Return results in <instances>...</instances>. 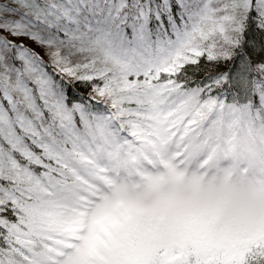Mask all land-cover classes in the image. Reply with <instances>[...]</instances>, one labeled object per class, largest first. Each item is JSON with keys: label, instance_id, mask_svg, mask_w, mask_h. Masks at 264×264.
<instances>
[{"label": "snow or ice", "instance_id": "obj_1", "mask_svg": "<svg viewBox=\"0 0 264 264\" xmlns=\"http://www.w3.org/2000/svg\"><path fill=\"white\" fill-rule=\"evenodd\" d=\"M0 264H264V0H0Z\"/></svg>", "mask_w": 264, "mask_h": 264}]
</instances>
